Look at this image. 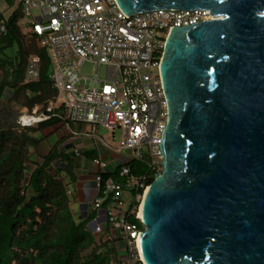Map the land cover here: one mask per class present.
Wrapping results in <instances>:
<instances>
[{"label":"water","instance_id":"water-1","mask_svg":"<svg viewBox=\"0 0 264 264\" xmlns=\"http://www.w3.org/2000/svg\"><path fill=\"white\" fill-rule=\"evenodd\" d=\"M128 15L210 10L173 28L160 76L163 171L145 194V264H264V0H116Z\"/></svg>","mask_w":264,"mask_h":264},{"label":"built area","instance_id":"built-area-1","mask_svg":"<svg viewBox=\"0 0 264 264\" xmlns=\"http://www.w3.org/2000/svg\"><path fill=\"white\" fill-rule=\"evenodd\" d=\"M13 6V13H23L24 32L35 36L40 46L47 49L52 65L50 81L57 90L45 109L41 105L25 108L21 125L32 127L56 119L94 128L104 125L113 131L123 129L125 139L119 150L132 151V160L150 166L148 172L136 175L128 164L93 160L98 169L94 177L96 188L102 192L94 207L105 209L106 216L105 222L94 221V233L108 231L111 239L118 238L116 245L123 264H145L139 249L144 224L137 209L146 188L163 171L160 146L169 108L159 68L165 42L173 28L215 17L210 10H152L128 16L116 0H15ZM37 8L39 15H35ZM11 16L6 17L0 9V36L8 32ZM81 60L98 65L95 77L87 79L89 85L82 83L86 79L78 70ZM100 65L107 66L104 79L99 76ZM40 67L41 58L31 56L25 83L40 78ZM89 134L94 136L93 131ZM54 166L64 168L65 163L55 161ZM113 175L125 181L118 182ZM125 190L134 191L126 210L122 194Z\"/></svg>","mask_w":264,"mask_h":264},{"label":"trees","instance_id":"trees-1","mask_svg":"<svg viewBox=\"0 0 264 264\" xmlns=\"http://www.w3.org/2000/svg\"><path fill=\"white\" fill-rule=\"evenodd\" d=\"M6 1L15 4V0ZM22 20L21 10L15 11L8 32L0 36V264H123L118 238L111 239L108 231L94 233L89 224L95 212L86 218L75 214L66 184L51 172L52 163L62 158L65 167L57 173L66 171L75 178L74 159L52 152L43 163L35 161L32 152L43 139L35 126L23 127L20 117L25 108L41 105L45 109L57 90L50 81L48 51L24 32ZM14 48L16 54L8 55ZM31 56L41 58L40 78L27 84ZM128 165L139 175L147 164L133 160ZM129 220L139 223L135 217Z\"/></svg>","mask_w":264,"mask_h":264},{"label":"crops","instance_id":"crops-1","mask_svg":"<svg viewBox=\"0 0 264 264\" xmlns=\"http://www.w3.org/2000/svg\"><path fill=\"white\" fill-rule=\"evenodd\" d=\"M84 128L85 126L80 124H75L73 122L64 123L61 121L47 127L36 125V134L41 136L43 140L38 149L32 153L35 155V161L40 164L43 163L45 158L52 152H58L59 154L66 155L74 159L73 171L76 176L75 178H70V174H66V171L59 172L58 174L57 169L51 168V172L53 175H58V177L66 184L71 198L70 206L75 214L86 218L89 213L95 212L96 217L89 224L90 229L93 231L94 221L97 219L101 222L106 221L104 213L105 209L95 210L94 207L95 200L97 197L102 196V192L98 191L96 188L94 177L98 169L93 163V160L96 158H102L110 161L111 163L129 164L133 161V154L132 151H128L125 158H118L117 160L116 158H106L107 148L102 144L103 142L101 141V138L98 137L95 132L94 136H92V134L90 135L89 133L92 131ZM74 131L78 132V134H74ZM55 138L58 140L55 143H52L51 141ZM41 149L44 152H47V154L38 157L37 155ZM76 151H79L80 155H77ZM107 177L110 176L108 175ZM113 178L118 182L124 180L123 178L121 179L119 175H113ZM129 192L131 193V196L134 194V191L130 190ZM104 207L106 208L107 205Z\"/></svg>","mask_w":264,"mask_h":264},{"label":"rangeland","instance_id":"rangeland-1","mask_svg":"<svg viewBox=\"0 0 264 264\" xmlns=\"http://www.w3.org/2000/svg\"><path fill=\"white\" fill-rule=\"evenodd\" d=\"M16 6V5H15ZM15 6L11 7L6 0H0V9L5 13L6 17H10L13 11L15 10ZM40 11L39 9H35V15H39ZM26 25L28 24L27 21L25 22ZM27 29L29 27H26ZM17 49L14 48L13 50L8 51V55L14 56L16 54ZM97 63L93 61H79L78 65V70L80 75L85 78L86 80H82L83 84H90V81L87 79H92L95 77L96 72H97ZM51 70H52V65H51ZM155 72H157L156 68L154 69ZM99 76L101 79H104L107 75V66L106 65H100L99 69ZM60 105V101L58 102ZM85 126L84 129H88L89 131H93L97 134L98 137L102 139V141L107 145V154L106 158H125V155L128 154V151H122L119 150L121 148V142L125 139V131L123 129H116L115 131L107 128L104 125H98L95 128L90 126V125H83ZM89 126V127H88ZM58 139L55 138L52 143H55ZM99 151V150H98ZM100 152V151H99ZM47 154V152H44L42 149L38 153V157H41L43 155ZM100 156V155H99ZM146 159H149L148 156H146ZM142 163V162H140ZM150 170V166L145 165L143 173H146ZM141 173V174H143ZM155 173L151 172V176L154 177ZM123 196H124V206L123 209L126 210L129 208L131 204V193L128 190L123 191Z\"/></svg>","mask_w":264,"mask_h":264},{"label":"clouds","instance_id":"clouds-1","mask_svg":"<svg viewBox=\"0 0 264 264\" xmlns=\"http://www.w3.org/2000/svg\"><path fill=\"white\" fill-rule=\"evenodd\" d=\"M38 125V124H37ZM55 161H62L63 162V160L62 159H57V160H55ZM54 161V162H55ZM54 162H53V168H55V169H59L58 167H55L54 166ZM153 183V182H152ZM141 204H142V202L140 203V205H139V207H138V209H137V213H139V209H140V206H141ZM143 221V220H142ZM144 224V223H143ZM144 228H145V226L143 227V231H144ZM93 231H94V223H93Z\"/></svg>","mask_w":264,"mask_h":264},{"label":"bare ground","instance_id":"bare-ground-1","mask_svg":"<svg viewBox=\"0 0 264 264\" xmlns=\"http://www.w3.org/2000/svg\"><path fill=\"white\" fill-rule=\"evenodd\" d=\"M212 16H213V15H212ZM150 187H151V185H150L148 188H146V192H145V194H147V193L149 192ZM141 205H142V204H141ZM138 215H139V216L142 215V213H141V206H140V209H139V213H138Z\"/></svg>","mask_w":264,"mask_h":264}]
</instances>
